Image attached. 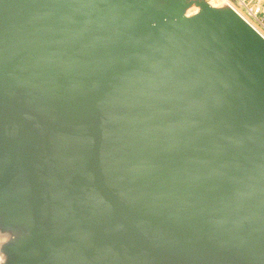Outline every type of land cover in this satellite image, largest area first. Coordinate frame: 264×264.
<instances>
[{
  "label": "water",
  "instance_id": "95a60500",
  "mask_svg": "<svg viewBox=\"0 0 264 264\" xmlns=\"http://www.w3.org/2000/svg\"><path fill=\"white\" fill-rule=\"evenodd\" d=\"M214 1L0 0V264H264V37Z\"/></svg>",
  "mask_w": 264,
  "mask_h": 264
},
{
  "label": "built area",
  "instance_id": "2783aa9c",
  "mask_svg": "<svg viewBox=\"0 0 264 264\" xmlns=\"http://www.w3.org/2000/svg\"><path fill=\"white\" fill-rule=\"evenodd\" d=\"M229 4L264 37V0H221Z\"/></svg>",
  "mask_w": 264,
  "mask_h": 264
},
{
  "label": "rangeland",
  "instance_id": "374dc122",
  "mask_svg": "<svg viewBox=\"0 0 264 264\" xmlns=\"http://www.w3.org/2000/svg\"><path fill=\"white\" fill-rule=\"evenodd\" d=\"M217 3H218V0H215V1H214V4H217Z\"/></svg>",
  "mask_w": 264,
  "mask_h": 264
}]
</instances>
